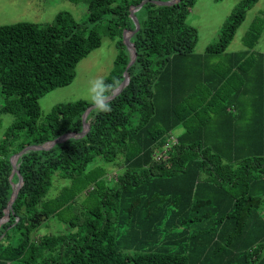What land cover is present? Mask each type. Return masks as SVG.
Listing matches in <instances>:
<instances>
[{
  "label": "trees",
  "instance_id": "1",
  "mask_svg": "<svg viewBox=\"0 0 264 264\" xmlns=\"http://www.w3.org/2000/svg\"><path fill=\"white\" fill-rule=\"evenodd\" d=\"M171 1L88 0L82 22L0 25V114L14 117L0 142V264H264L259 36L211 62L259 0H243L203 54L187 22L195 0ZM101 29L119 50L106 83L128 84L83 134L91 102L43 115L39 99L72 83ZM106 164L121 171L112 187ZM51 218L68 232L37 235Z\"/></svg>",
  "mask_w": 264,
  "mask_h": 264
},
{
  "label": "rangeland",
  "instance_id": "2",
  "mask_svg": "<svg viewBox=\"0 0 264 264\" xmlns=\"http://www.w3.org/2000/svg\"><path fill=\"white\" fill-rule=\"evenodd\" d=\"M88 0H0V25H12L18 22H31L39 25L52 23L61 13L71 14L76 21H85L88 17ZM243 0H195V3L188 15L187 22L198 31V42L194 52L203 54L208 46L216 44L220 38L223 27L231 20L233 13L241 6ZM101 45L83 58L76 67L75 78L67 86L57 88L39 99L43 115L50 112L56 105L66 102L84 100L91 102L88 98L89 82L94 78H102L105 82L116 70L115 62L119 50L116 40L110 38L105 30L101 29ZM258 33V34H257ZM252 35V36H251ZM259 36L254 43V52L251 62H259L264 66V0H259L257 4L249 9L244 21L236 30L234 38L228 45L224 54L215 55L211 58L212 63L227 60L233 53H243L248 51L247 43L253 36ZM247 42V43H246ZM127 47L130 46L127 44ZM224 55V56H223ZM254 59H256L254 61ZM118 74V71L114 73ZM2 93H0V109L4 103ZM246 112H248L245 109ZM249 113V112H248ZM14 117L10 114H0V142L5 136L9 126L13 123ZM180 134L182 129L174 131ZM176 137V136H175ZM155 154V159L163 155ZM109 170L107 175L108 186L112 187L116 176L121 173L112 164H106ZM111 171V172H110ZM79 211H84L81 205L74 206L72 215ZM65 230V231H64ZM64 223L51 218L41 224L37 235L57 234L68 232ZM72 232H75V230Z\"/></svg>",
  "mask_w": 264,
  "mask_h": 264
},
{
  "label": "clouds",
  "instance_id": "3",
  "mask_svg": "<svg viewBox=\"0 0 264 264\" xmlns=\"http://www.w3.org/2000/svg\"><path fill=\"white\" fill-rule=\"evenodd\" d=\"M120 87L119 80H114L111 84H108L102 78H94L89 82L88 98L97 115L112 111L110 100L112 94L118 91Z\"/></svg>",
  "mask_w": 264,
  "mask_h": 264
},
{
  "label": "water",
  "instance_id": "4",
  "mask_svg": "<svg viewBox=\"0 0 264 264\" xmlns=\"http://www.w3.org/2000/svg\"><path fill=\"white\" fill-rule=\"evenodd\" d=\"M174 1H176V0H172L171 2H166V3H161V4H172ZM142 5V4H141ZM140 5V6H141ZM132 13H134V11H132ZM138 28H139V25H138V22H137V28H136V30L132 33V34H130V36L126 39V42H127V44L131 47V44H130V42H129V39H130V37L138 30ZM134 62V60H132L131 62H130V65L132 64ZM128 84V76L126 75V81L121 85V87L118 89V91H116L115 92V94L114 95H112V97H114V96H116L126 85ZM93 109V106H91L90 107V109L85 113V115H84V117H83V124H84V129H83V131H82V133L83 134H86L87 133V130H88V128H87V125H86V116H87V114L89 113V111L90 110H92ZM62 140V138H59V139H57L56 141H55V143H58V142H60ZM54 145V144H53ZM29 148H26V149H24L21 153H19L17 156H21L24 152H26L27 150H28ZM14 198H16V193H13V198L11 199V201H10V203H9V208L12 206V202H13V200H14Z\"/></svg>",
  "mask_w": 264,
  "mask_h": 264
},
{
  "label": "built area",
  "instance_id": "5",
  "mask_svg": "<svg viewBox=\"0 0 264 264\" xmlns=\"http://www.w3.org/2000/svg\"><path fill=\"white\" fill-rule=\"evenodd\" d=\"M175 142H176V137H175L173 134H170V137H169L168 142H167L166 147H165V151H163L162 154L164 155V153L168 150L169 145H170L171 143H175ZM161 156H162V155H161ZM161 156H159L158 159H159Z\"/></svg>",
  "mask_w": 264,
  "mask_h": 264
},
{
  "label": "bare ground",
  "instance_id": "6",
  "mask_svg": "<svg viewBox=\"0 0 264 264\" xmlns=\"http://www.w3.org/2000/svg\"><path fill=\"white\" fill-rule=\"evenodd\" d=\"M16 161H17V160H16ZM16 163H17V162H16ZM16 163H15V165H14V168H16V165H17ZM14 172H15V169H14Z\"/></svg>",
  "mask_w": 264,
  "mask_h": 264
}]
</instances>
